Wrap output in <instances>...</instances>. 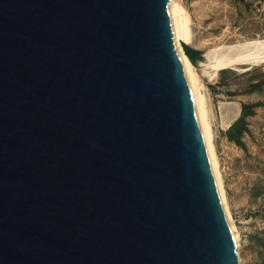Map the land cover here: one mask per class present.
I'll use <instances>...</instances> for the list:
<instances>
[{
    "label": "water",
    "instance_id": "1",
    "mask_svg": "<svg viewBox=\"0 0 264 264\" xmlns=\"http://www.w3.org/2000/svg\"><path fill=\"white\" fill-rule=\"evenodd\" d=\"M171 0H0V264H229Z\"/></svg>",
    "mask_w": 264,
    "mask_h": 264
},
{
    "label": "rangeland",
    "instance_id": "2",
    "mask_svg": "<svg viewBox=\"0 0 264 264\" xmlns=\"http://www.w3.org/2000/svg\"><path fill=\"white\" fill-rule=\"evenodd\" d=\"M178 1L191 14V45L199 65L205 63L209 50L219 45L264 37V0ZM245 66L224 68L211 77L201 71V78L213 113L229 202L241 235V264H264V62L242 69ZM243 104L249 105L251 113L246 116L239 143L228 131L240 117Z\"/></svg>",
    "mask_w": 264,
    "mask_h": 264
},
{
    "label": "bare ground",
    "instance_id": "3",
    "mask_svg": "<svg viewBox=\"0 0 264 264\" xmlns=\"http://www.w3.org/2000/svg\"><path fill=\"white\" fill-rule=\"evenodd\" d=\"M170 6L175 12L178 23L184 68L219 204L226 237L229 264H241V235L235 222L224 182L222 167L216 147L214 129L212 126V112L210 113L209 100L205 85L201 78V71H204L208 77H211L212 73L215 74L224 68L246 65L241 68L249 69L251 65H258L259 63L264 62V37L219 45L209 50L205 63L199 65L198 61L194 58L191 45V14L178 0H171ZM234 112H237V109L234 110Z\"/></svg>",
    "mask_w": 264,
    "mask_h": 264
},
{
    "label": "trees",
    "instance_id": "4",
    "mask_svg": "<svg viewBox=\"0 0 264 264\" xmlns=\"http://www.w3.org/2000/svg\"><path fill=\"white\" fill-rule=\"evenodd\" d=\"M248 108H249L248 104H243L240 117L231 125L228 131L229 137L231 139L236 140L239 143H242L241 136L246 129L245 127L246 116L251 113V111H249Z\"/></svg>",
    "mask_w": 264,
    "mask_h": 264
}]
</instances>
